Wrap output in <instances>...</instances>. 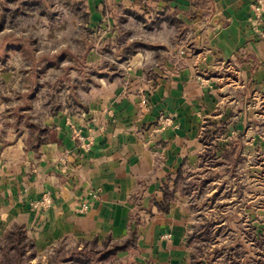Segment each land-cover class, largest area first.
I'll use <instances>...</instances> for the list:
<instances>
[{"label":"crops","instance_id":"1","mask_svg":"<svg viewBox=\"0 0 264 264\" xmlns=\"http://www.w3.org/2000/svg\"><path fill=\"white\" fill-rule=\"evenodd\" d=\"M254 2L67 0L64 6L78 20L64 31L72 27L82 33L79 38L60 41L54 30L48 47L13 65L6 63L4 49L0 238L20 225L33 242V258H44L63 243L78 250L83 243L102 247L135 230V244L116 255L119 264H191L187 196L177 190L167 212L154 203L161 202L164 184L172 189L177 175L197 164L209 123L223 125L225 135L241 136V144L247 140L253 149L258 143L242 126L245 119H258V109L241 107L235 115L239 101L234 107L222 97L235 90L264 94V38L248 22ZM124 33L126 43L149 48L119 64L117 73L100 68L106 60L100 46L109 43L115 52ZM8 41L21 46L26 39ZM80 41L90 45L86 52L76 47ZM143 95L147 109L140 106ZM230 119L236 121L227 126ZM36 129L47 132L38 135ZM44 194L50 208H33ZM80 200L91 204L85 213L78 212Z\"/></svg>","mask_w":264,"mask_h":264},{"label":"rangeland","instance_id":"2","mask_svg":"<svg viewBox=\"0 0 264 264\" xmlns=\"http://www.w3.org/2000/svg\"><path fill=\"white\" fill-rule=\"evenodd\" d=\"M66 4L61 0H0V36L5 39L2 41L0 38V55L5 49V53L9 56L8 58L5 56L8 65H13L19 57L29 56L30 52L41 51L48 47L47 40L51 39L54 30L60 37L58 39L60 41L65 38H76V36L79 38L82 35L79 31L73 32L72 27L67 32L64 31L67 24L73 25L75 20H78V14L70 7H65ZM79 19H81L80 16ZM83 34L85 39L91 36L88 30H85ZM13 36L24 37L26 42H23L21 46L13 42L7 44L9 38ZM76 47L79 51L86 52L90 45L80 41ZM99 50L106 57V60L104 59L100 64V68H104L105 62L108 63L105 67L115 65L117 69L119 68L120 63L116 64L114 60L117 52L112 51L111 44L104 43ZM63 51L65 50L62 49L61 52ZM21 76L18 79H21L22 85L26 81ZM59 82L64 83V80ZM230 83V77L229 80L225 78L223 81L224 85ZM38 92L36 88L32 93L36 95ZM10 93L13 94L12 91ZM222 97L226 101L229 100L230 105L234 107L236 104L233 101H239V110H235V115L241 107L243 110L254 107L258 109L256 112L258 119H245L242 125L255 135L258 143L253 149L247 140L245 144H241V136L231 139L230 136L225 135L222 132L223 125L218 124V127H215L209 123L206 141L208 140L212 146L216 159H207L203 162L198 159L197 164L180 177L178 187L180 193L187 196V206L193 224L201 227L206 224L207 230L211 229L212 239L217 243L216 247L220 248L229 244L234 246L236 243L247 246L249 237L247 232L250 227L254 226L257 232L264 233V94L235 90L229 94H222ZM11 113L15 115L14 110ZM15 117L17 118V115ZM235 121L236 119H230L227 126ZM231 133L234 135L233 131ZM228 142L230 146H227ZM223 150H233V153L222 158ZM214 221L217 222L215 227H210ZM216 229L218 231H215ZM104 246L83 243V247L78 250L70 243H63L45 255V259L43 256L37 258L31 256V263L119 264L118 259L99 261V257L105 251ZM251 256L254 254L252 253ZM31 263L27 261L26 264ZM216 264L226 263L222 258H218Z\"/></svg>","mask_w":264,"mask_h":264},{"label":"trees","instance_id":"3","mask_svg":"<svg viewBox=\"0 0 264 264\" xmlns=\"http://www.w3.org/2000/svg\"><path fill=\"white\" fill-rule=\"evenodd\" d=\"M63 1L67 3V0ZM36 4L38 5V3H34V5ZM127 36L128 34L124 33L115 43V51L117 53L114 55V60L116 64L126 62L141 48H149L148 45L139 41L126 43ZM106 65H108L107 62H105L104 68H106ZM107 69L108 72L117 73L115 65L107 66ZM104 76L107 77L108 73H104L101 77ZM207 129L208 125L205 126V135L201 139V142L205 146L204 151L199 156L201 162L207 159H216L212 146H210L208 140L206 141V133H209V129ZM45 132L47 130L36 129L38 135ZM42 142L43 140H36V145ZM232 153L233 150H226L222 154V158ZM180 177L178 174L173 181L172 189H169L168 182L162 187L163 198L161 202L154 203L159 211H168L171 202L175 198V193L179 190L178 183ZM216 223L214 221L210 227L214 228ZM207 228L206 224L202 227L200 225H192V234L188 236V243H192L191 264H216L218 258H222L226 264H264V233L257 232L254 226L250 227V230L247 232L249 236L247 246L236 243L234 246L229 244L230 246L223 245L220 248L216 247L217 243L212 239L211 229L208 231ZM215 231H218V229ZM135 241V230H131L129 236L121 242H106L104 244L105 251L99 257V261L107 262L115 260L119 251L133 246ZM32 248L33 242L27 238L23 227L14 225L0 238V264H26L33 254ZM252 253L254 256H251Z\"/></svg>","mask_w":264,"mask_h":264},{"label":"built area","instance_id":"4","mask_svg":"<svg viewBox=\"0 0 264 264\" xmlns=\"http://www.w3.org/2000/svg\"><path fill=\"white\" fill-rule=\"evenodd\" d=\"M263 13H264V0H255V2L250 6V15L248 17V22L251 25V29L253 32L257 33L260 37L264 38V19H263ZM140 106L141 109H147L148 108V100L146 95H143L140 99ZM163 124L171 125L172 122L170 121V118L168 117H160L159 118ZM76 134H78V131H76ZM89 196L92 199H97L98 194L97 192H90ZM80 206L78 208V212L85 213L89 207L90 202L88 200H80ZM51 206V200L48 194H44L40 201H37L32 204L33 208H40L43 210H46L50 208Z\"/></svg>","mask_w":264,"mask_h":264}]
</instances>
